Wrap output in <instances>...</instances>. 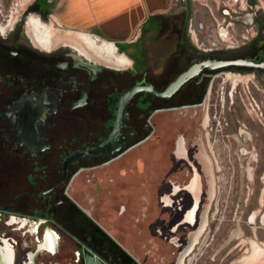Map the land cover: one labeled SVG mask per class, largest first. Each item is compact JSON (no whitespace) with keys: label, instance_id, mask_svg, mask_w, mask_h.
Segmentation results:
<instances>
[{"label":"flooded vegetation","instance_id":"1","mask_svg":"<svg viewBox=\"0 0 264 264\" xmlns=\"http://www.w3.org/2000/svg\"><path fill=\"white\" fill-rule=\"evenodd\" d=\"M234 1L240 2L238 9L253 12L249 22L243 24L247 27L242 25L238 35L240 46L246 47L244 52L238 54L220 46L221 37L228 38L225 25L233 28L239 23L231 14L235 8L224 4L218 9L223 16L215 36L218 40L211 43L210 49H194L193 39L184 34L183 17H164L160 29L167 28L171 33L159 39L170 41L169 53L158 58L156 51L150 56L142 51L141 67L135 57L126 67L104 65L64 43L44 49L32 41L19 21L4 24L9 29H0V242L4 245L0 247V264H85L86 246L116 264L80 236L81 218L89 222L93 235L107 234L72 199L70 185L81 172L82 185L95 186L96 172L115 165L124 153L133 155L135 166H143L160 211L168 216L167 225L162 226L164 239L171 241L176 232L179 253L189 247L190 253L195 247L187 264L215 259L209 246L226 241L232 230L227 228L230 223L222 229L218 221L222 217H216L214 212L211 226L207 227L216 164L210 131L213 123L231 119L239 97L237 81L242 80L240 77L248 79L232 71L247 69L264 81V67L201 68L170 97L139 92L125 106L126 115L119 129L120 147L105 153H86L69 162L66 159L74 152L93 149L109 137L118 100L136 82L145 81L161 91L180 72L205 59L264 62V6L259 0ZM36 8V2H32L27 12H35ZM189 10L187 3L185 13ZM154 58L161 61L156 67ZM223 74L230 81L236 77V82L224 84L225 79L216 87L215 81ZM234 120L239 121L237 116ZM201 128L206 130V138H202ZM73 208L77 219L69 221L64 216ZM253 212L248 220L256 225ZM66 240L73 241L72 249L65 245ZM113 245L124 259L137 264L116 243ZM263 255V249L254 247V259Z\"/></svg>","mask_w":264,"mask_h":264},{"label":"crops","instance_id":"2","mask_svg":"<svg viewBox=\"0 0 264 264\" xmlns=\"http://www.w3.org/2000/svg\"><path fill=\"white\" fill-rule=\"evenodd\" d=\"M173 1L33 0L32 2L37 4L35 12L38 16H49L51 22L65 29L95 34L102 40L114 43L121 50L124 47L123 49L132 51L133 57L128 56L124 51L121 53L133 62L137 53L141 54L147 47H149L148 56L155 53L153 49L155 42L160 39L157 35L153 36V33L159 32L162 18L169 17L168 14L173 9ZM182 2L186 10L187 3L190 8L189 0ZM225 38L223 35L221 40ZM132 160L133 155L124 153L118 157L115 165L97 171L95 186L82 185L83 175L81 172L77 174L78 180L75 179L70 185L71 197L107 235L101 233L93 235L89 222L84 218L86 221L82 218L79 221V234L94 250L104 253L108 258L111 257L112 263L131 264L118 253L113 245L116 243L137 264H182V258L189 255L190 247L185 252L179 253L176 232L172 233L171 241L164 239L162 226L167 225L168 216L160 211L159 202L155 200L151 185L145 178V169L140 164L135 166ZM76 212L74 208L66 211L65 219L69 221L77 219ZM54 238L53 243L57 240L56 237ZM66 244L72 249L74 243L72 240H66ZM1 246L4 245L0 242ZM120 257L123 262L120 261Z\"/></svg>","mask_w":264,"mask_h":264},{"label":"rangeland","instance_id":"3","mask_svg":"<svg viewBox=\"0 0 264 264\" xmlns=\"http://www.w3.org/2000/svg\"><path fill=\"white\" fill-rule=\"evenodd\" d=\"M32 1L0 0V24L5 27L4 31L8 32L9 28L4 25L7 22L19 21L21 27L25 28L24 25H26V19L29 15L27 9ZM189 2L190 11L185 13L187 10L184 2L182 0H174L173 9L168 15L169 18L173 16L174 19L183 17L184 26L186 27L184 34L188 38L190 37L191 41L193 39L191 45H193L194 49L196 47L199 50L209 48L211 47V42L218 40L215 36L220 28L218 25L223 20V16L218 9L224 8V4H227L229 7L235 8V13L231 12V14L236 16L239 23L234 25L235 28L225 25V29L228 30L227 37L229 41L228 38L225 43L222 40L220 46L225 50H234L233 52L238 54L246 50V47L242 48L244 46H240L241 39L238 35L240 28H243V26L247 27V25L243 24H246L251 19L253 14L251 9H238L240 2H235L234 0H189ZM22 14H24L23 19H21ZM174 15L177 16L175 17ZM40 18L45 24L51 22L49 16ZM57 27L65 30L63 27ZM166 29L161 28L159 32H154L153 36L169 37L171 32ZM221 31L224 34V29H221ZM193 32H195L196 37ZM262 33L264 35V26ZM169 42H155L154 51L158 52L160 50V53L158 52L159 55L168 54L169 47H171ZM227 43L233 45V47H225ZM237 45L239 46L238 48ZM123 48L122 51L127 55L133 54L132 51L129 52ZM148 49L149 47H147L146 52ZM135 58L137 66L141 67L140 55L135 56ZM158 58H154V62L152 61L153 67H156L161 62L158 61ZM144 64L148 67L149 62L145 61ZM232 72L235 74L239 73L242 76L245 75L248 79L237 81L236 85V94L239 97L235 99L237 105L234 109L235 112L232 114L237 116L239 121L236 122L234 120L235 116H231V119H226L225 122L221 121L217 125L213 123V131H210L211 139L214 142L215 155L213 156L216 159V164L212 173L213 186L210 203L207 205V227L211 226L210 218L214 212L216 217H222L218 220L221 222V228H225L224 224L230 223V226L226 227L232 231L230 236L226 235V241H217L214 247L209 246L211 257L215 254L214 260L207 258L198 264H264V255L261 258H253L254 247L257 246L264 250V226L259 223L260 216L264 214V81L247 69L240 72L238 70ZM225 79H227L226 82H224ZM229 81L223 74L219 77V81H215V86L217 87L218 84L223 82L231 85L232 83ZM246 87H248L250 92L247 91ZM243 89H246V92ZM255 103L259 105L258 108ZM221 110L222 107L220 108ZM240 128L242 129L241 134L238 132ZM200 133L202 138H206L205 129L201 128ZM252 212L255 215L253 220L256 225L250 224L248 220ZM228 232L230 233V231ZM229 237L230 242L228 243ZM195 251V247H193L184 264L188 263L189 258Z\"/></svg>","mask_w":264,"mask_h":264},{"label":"water","instance_id":"4","mask_svg":"<svg viewBox=\"0 0 264 264\" xmlns=\"http://www.w3.org/2000/svg\"><path fill=\"white\" fill-rule=\"evenodd\" d=\"M228 66L235 67H249V68H262L264 67V62L255 63L252 60L245 58H234V59H205L200 62L190 65L187 69L180 72L174 79H172L165 88L161 91H156L151 84L145 81L136 82L130 89L124 92L117 105V110L115 113L114 129L107 139H105L101 144L94 147L93 149L87 150L86 152L77 151L67 157L66 162L73 160L74 158H79L83 154H97L105 153L107 149L116 148L121 146L119 129L122 125L123 117L126 115L125 106L133 98V96L139 92L152 93L161 98L170 97L174 92H176L181 85H183L192 76L197 74L201 68L216 69ZM112 151V150H111ZM261 225L264 226V215L261 221ZM87 250L84 254L85 264H111L108 260H105L98 253L93 251L88 246L85 247Z\"/></svg>","mask_w":264,"mask_h":264},{"label":"bare ground","instance_id":"5","mask_svg":"<svg viewBox=\"0 0 264 264\" xmlns=\"http://www.w3.org/2000/svg\"><path fill=\"white\" fill-rule=\"evenodd\" d=\"M25 26L32 41L44 49L64 43L72 45L87 57L104 65L126 67L131 64V60L125 54L117 51L114 43L106 40L96 42L89 33L83 31L61 30L54 22L45 24L37 14L30 13L27 16ZM0 29L4 31L5 27L0 24ZM240 78L245 81L244 77ZM231 81L235 83L236 77H231Z\"/></svg>","mask_w":264,"mask_h":264},{"label":"built area","instance_id":"6","mask_svg":"<svg viewBox=\"0 0 264 264\" xmlns=\"http://www.w3.org/2000/svg\"><path fill=\"white\" fill-rule=\"evenodd\" d=\"M259 2L264 6V0H259ZM93 38H94V40L96 41V42H100L102 39L99 37V36H97V35H95V34H90ZM227 41V39H224V43ZM229 41V40H228ZM215 41H213V43H214ZM212 43V42H211ZM225 47H227V48H229V47H233V45H230L229 43H227L226 45H225ZM116 48H117V51H118V47L116 46ZM205 49H207V48H205ZM208 49H210V47L208 48Z\"/></svg>","mask_w":264,"mask_h":264},{"label":"trees","instance_id":"7","mask_svg":"<svg viewBox=\"0 0 264 264\" xmlns=\"http://www.w3.org/2000/svg\"><path fill=\"white\" fill-rule=\"evenodd\" d=\"M30 10V9H29ZM30 11H32V9L30 10ZM43 18L45 17V16H42ZM118 51L119 52H121L122 50L120 49V47H118Z\"/></svg>","mask_w":264,"mask_h":264}]
</instances>
